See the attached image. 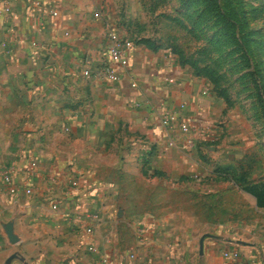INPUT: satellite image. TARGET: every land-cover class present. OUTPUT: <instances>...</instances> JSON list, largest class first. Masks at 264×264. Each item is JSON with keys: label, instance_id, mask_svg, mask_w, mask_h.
Returning <instances> with one entry per match:
<instances>
[{"label": "crops", "instance_id": "obj_1", "mask_svg": "<svg viewBox=\"0 0 264 264\" xmlns=\"http://www.w3.org/2000/svg\"><path fill=\"white\" fill-rule=\"evenodd\" d=\"M95 5L0 0V164L15 181L0 184V264H227L232 246L242 264H264V173L246 171L252 160H187L160 125L201 116L218 135L231 111L206 79L140 47L120 82L86 76L107 60Z\"/></svg>", "mask_w": 264, "mask_h": 264}, {"label": "rangeland", "instance_id": "obj_2", "mask_svg": "<svg viewBox=\"0 0 264 264\" xmlns=\"http://www.w3.org/2000/svg\"><path fill=\"white\" fill-rule=\"evenodd\" d=\"M98 3L95 8L103 19L107 39L110 30L117 29L145 54L166 60L176 71L206 79L217 98L231 111L232 126L225 129L224 120H219L216 124L221 133L208 131L211 137L199 136L192 148L183 146L180 123L200 122L201 116L196 120L179 116L161 121L164 130L170 126L166 132L177 130L173 138L178 145L175 140L172 144L191 153L187 160H252L246 171L264 173V163L255 162L264 160V0H98ZM207 123L209 130L215 127ZM124 137L118 135V143L124 144ZM230 137L232 142L244 145L230 146ZM220 145L224 146L222 152ZM152 146L148 145L137 156L139 167L152 160ZM7 170L14 172L11 165L0 164V184H9L3 177ZM247 216L256 218L253 214ZM259 223H264L263 217Z\"/></svg>", "mask_w": 264, "mask_h": 264}, {"label": "built area", "instance_id": "obj_3", "mask_svg": "<svg viewBox=\"0 0 264 264\" xmlns=\"http://www.w3.org/2000/svg\"><path fill=\"white\" fill-rule=\"evenodd\" d=\"M37 4H41L37 1ZM53 14L57 15V11H52ZM1 14L7 15L8 17L12 15V7L7 4ZM0 14V15H1ZM34 46H38V42L33 41ZM134 49V42L131 38L122 35L117 29H112L109 32V42L106 47V58L107 60L97 65L96 67H88L84 70V74L88 77H96L98 79H103L112 83H117L122 80L123 73L129 68L131 63V55ZM171 82L173 80L170 79ZM133 87H137V82L132 83ZM170 126H166L165 129L168 131ZM181 133L184 137L183 146L186 148H192L196 146L197 139L200 137H211L208 135L209 127L205 119H202L200 122H194L192 120H183L180 123ZM165 130V131H166ZM37 168V161L33 160L30 164V167L25 170L24 177L25 179L30 178ZM4 180L14 185V176L10 171H5L3 173ZM25 191L27 194H32L33 190L31 187H26ZM57 207L56 205L54 206ZM89 232H92V229L89 228ZM224 256L227 260V264H242L243 255L241 250L232 246L224 250Z\"/></svg>", "mask_w": 264, "mask_h": 264}, {"label": "water", "instance_id": "obj_4", "mask_svg": "<svg viewBox=\"0 0 264 264\" xmlns=\"http://www.w3.org/2000/svg\"><path fill=\"white\" fill-rule=\"evenodd\" d=\"M204 240H205V236L202 237L201 240H200V253H201V254H203V252H204ZM237 243H239V244H243V243H245V242H243V241H237ZM13 258H14V256L10 257V258L8 259L7 262L10 263V261H11Z\"/></svg>", "mask_w": 264, "mask_h": 264}]
</instances>
